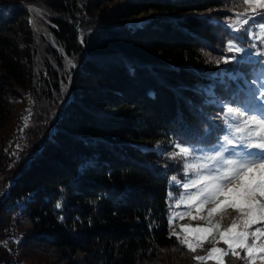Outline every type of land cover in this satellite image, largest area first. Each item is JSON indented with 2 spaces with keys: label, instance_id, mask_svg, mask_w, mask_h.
Returning a JSON list of instances; mask_svg holds the SVG:
<instances>
[{
  "label": "trees",
  "instance_id": "obj_1",
  "mask_svg": "<svg viewBox=\"0 0 264 264\" xmlns=\"http://www.w3.org/2000/svg\"><path fill=\"white\" fill-rule=\"evenodd\" d=\"M1 2L0 264H197L168 226L169 192L181 191L170 181L183 180L182 164L156 145H216L226 133L224 106L259 89L264 58L251 55L264 51L258 41L253 49L240 34L247 60L216 63L231 56L226 45L237 34L227 24L247 6ZM150 12L146 23L131 24ZM27 105L17 151L14 124Z\"/></svg>",
  "mask_w": 264,
  "mask_h": 264
},
{
  "label": "snow or ice",
  "instance_id": "obj_2",
  "mask_svg": "<svg viewBox=\"0 0 264 264\" xmlns=\"http://www.w3.org/2000/svg\"><path fill=\"white\" fill-rule=\"evenodd\" d=\"M241 4L247 6L245 11L234 13L235 18L227 24L237 34L226 45L231 56L222 57L217 64L247 60L248 49L236 42L242 39L240 34L253 41V49L257 41L264 45V0H239L236 6ZM30 11L40 15L39 10ZM251 55L264 58V51ZM259 75V89H250L248 98L237 106H224L226 134L218 138L216 145L205 150L174 142L175 150L167 154L182 164L184 174L183 180L172 176L170 181L182 189L178 197L169 192V200L174 201L169 205L170 237L174 236L182 248L192 253L197 264H207L209 260L232 264V259L264 264V73ZM181 206L183 210L173 211ZM60 207L58 202L56 208ZM228 210L237 215L224 227ZM185 218L203 224L180 225L179 232L174 231V220ZM206 243L212 245L207 255H195ZM220 244L226 247H218Z\"/></svg>",
  "mask_w": 264,
  "mask_h": 264
},
{
  "label": "rangeland",
  "instance_id": "obj_3",
  "mask_svg": "<svg viewBox=\"0 0 264 264\" xmlns=\"http://www.w3.org/2000/svg\"><path fill=\"white\" fill-rule=\"evenodd\" d=\"M151 14L154 15L152 12H150L149 14H145V15H142L141 14V15L144 16V19H145L146 16H149ZM138 18H139V16H138ZM34 23H36V20L35 19H33V24ZM36 30H38V29H36ZM82 38H83V35L80 36L79 44H80V42H82ZM69 61H71V64L69 63ZM66 65H68V67H73L72 65H74V67H75V63H73V61L71 59H67V64ZM246 99H243V101H245ZM30 113H31V108L27 105L25 108H23V110L21 112H19V114L17 115V118L15 120V124H14L15 133H14L13 139L16 141L15 142V148H16L17 151L21 148L20 147L21 144L18 141L19 139H17L18 138V135H19V133H20L21 130H23L25 127H27L30 124V117H29L30 116ZM53 117H54V115H53ZM53 117H52V121H53ZM22 121H23L24 124H23V127L20 128V126H18V124L20 122H22ZM52 121H51V124H52ZM25 123H27V126H25ZM160 142H161L160 144H157L156 145V148H157V150H160L161 149L162 152H163V154L175 150L173 148V142L172 141L169 142V141H166V140H162ZM212 147H209V148H207V147H199V148L205 149V150H209ZM16 150H14V151L16 152V155H17L18 152ZM28 153H29V151L26 152V154H28ZM24 155H22L19 158V162H21V160L23 159ZM19 156L20 155H18V157ZM173 185L179 187L176 184H173ZM180 190L182 191V189H180ZM178 210H183V206H181V209H173V211H178ZM236 215L237 214L234 211L228 210L227 213L225 214V218L223 219V226L224 227H227L230 224L231 220L236 217ZM187 224H191L193 227H196V226H202L203 222H201V221H190L187 218L182 219V220L176 219V220H174V227L173 228H174V230L176 232H179V230H180L179 226L180 225H187ZM217 246L218 247H222V248L226 247L223 244H220V245H217ZM211 247H212V245H211ZM206 255H207V253H206ZM242 255H243V253H242ZM209 261H211V260H209ZM194 262L197 263V261H195V260H194ZM234 264H246V262L245 261H242V260H236L235 259Z\"/></svg>",
  "mask_w": 264,
  "mask_h": 264
},
{
  "label": "water",
  "instance_id": "obj_4",
  "mask_svg": "<svg viewBox=\"0 0 264 264\" xmlns=\"http://www.w3.org/2000/svg\"><path fill=\"white\" fill-rule=\"evenodd\" d=\"M5 3H0V6H2V5H4ZM14 5V3H10L9 4V6H13ZM142 15H145L144 13L142 14ZM140 16V15H139ZM153 15L151 14V15H149V16H146L145 17V19H142V21H138V17L135 19V20H133L132 22H131V24H135V25H141V24H144V23H146L151 17H152ZM80 45L83 47V43L82 42H80ZM70 89H71V85H70ZM69 94H68V96H71V92H68ZM66 103V100L65 101H62V103H60L58 106H57V108H56V110H55V112H54V117H53V121H52V124H51V126H50V128H49V130L47 131V133H46V138H49V136H50V134H51V130L57 125V122H58V120H59V110L61 109V107H62V105L63 104H65ZM9 175H11V174H9ZM9 175L7 174L6 176H8L9 177ZM6 176H4V177H6ZM4 177H2L1 178V180L3 181V179H4Z\"/></svg>",
  "mask_w": 264,
  "mask_h": 264
},
{
  "label": "bare ground",
  "instance_id": "obj_5",
  "mask_svg": "<svg viewBox=\"0 0 264 264\" xmlns=\"http://www.w3.org/2000/svg\"><path fill=\"white\" fill-rule=\"evenodd\" d=\"M142 19H144V16L140 15L138 21H142Z\"/></svg>",
  "mask_w": 264,
  "mask_h": 264
},
{
  "label": "built area",
  "instance_id": "obj_6",
  "mask_svg": "<svg viewBox=\"0 0 264 264\" xmlns=\"http://www.w3.org/2000/svg\"><path fill=\"white\" fill-rule=\"evenodd\" d=\"M23 121L19 123L20 128L23 127Z\"/></svg>",
  "mask_w": 264,
  "mask_h": 264
}]
</instances>
